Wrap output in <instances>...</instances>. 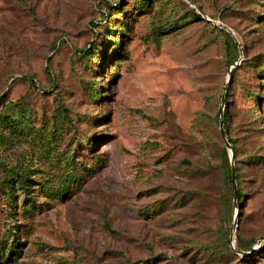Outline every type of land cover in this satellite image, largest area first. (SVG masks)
Returning a JSON list of instances; mask_svg holds the SVG:
<instances>
[{
  "label": "rangeland",
  "instance_id": "374dc122",
  "mask_svg": "<svg viewBox=\"0 0 264 264\" xmlns=\"http://www.w3.org/2000/svg\"><path fill=\"white\" fill-rule=\"evenodd\" d=\"M144 1L0 0V264H264V0Z\"/></svg>",
  "mask_w": 264,
  "mask_h": 264
},
{
  "label": "trees",
  "instance_id": "16d2710c",
  "mask_svg": "<svg viewBox=\"0 0 264 264\" xmlns=\"http://www.w3.org/2000/svg\"><path fill=\"white\" fill-rule=\"evenodd\" d=\"M147 1L148 0H145L143 4L147 3ZM263 13H264V7H263ZM192 18L198 19V20L201 19V17L199 15L195 14V13H193ZM112 33H113L112 30L108 31V35L109 36L112 35ZM226 36H227V38H228V40L230 42V48H232V49L234 48L235 50H237V46L238 45L235 42H233V40H232V38L230 37L229 34H226ZM119 45L120 44H118L117 46H119ZM94 49H97V48H94ZM80 53H81L82 57H84V59H92V58H94V56H96V61L100 65H102L105 62V58H104L103 54L98 56V55H96L97 52L96 51L93 52L92 49L83 50ZM236 62H237V60H235V59L229 60L230 65H234V63H236ZM50 63H51V60L48 61V64H50ZM234 73H235V71L231 72V78H232L231 79V84H232V81H234ZM262 75H264V71H262ZM100 78L103 79V76H100ZM254 97H255L256 101L258 102V104H259L261 102V98L259 97V95L255 94ZM101 98H102V92H100V91H96V92H94L93 94L90 95V99L93 100V101H98ZM229 104H230L229 101H225L224 107L228 106ZM16 106H17V104H13L12 103V104L7 105L5 107V109L14 108ZM8 118L11 119L10 117H8ZM227 119H228V115L227 114H223V124H224V127H225L226 135L228 136V131L226 129ZM228 140H229L230 144L233 147L234 157H236L237 149H236V146H235V142L229 136H228ZM220 155H221V162H220L221 165H220V167H222V164L223 165H227V151H226V148L224 147V145H222V147L220 149ZM72 160H73V156H70L69 159L67 160L68 167L71 165ZM12 174H13L12 178L10 180H8V186H7V189H8V192H7L8 194L7 195H8L9 202L12 203L15 200V198L17 196L16 192L18 190H20L21 192H23V194H25L26 201H28L29 204H33L34 205V198L30 195V191H33L31 189V185H30L31 183H33L30 180V176L28 174H24L22 172L21 173L20 172H12ZM73 175H74V173L70 176V178L74 177ZM223 179H224V181L226 183L227 182H229V184L232 183L231 174L229 173V171L227 172V176H225V175L223 176ZM237 179H239V177H237ZM64 190H66V189H64ZM229 190H231V189L229 188ZM238 192H239V188H238ZM241 196L242 195L239 192V194H238L239 199L241 198ZM227 204H229V200H227ZM11 207H14V206H11ZM12 235H16V234L13 233ZM20 245H21L20 241L18 239H15L13 241V244L11 246H8V247H9V249L11 251H13L14 248H18V247H20ZM243 247H244V245H243Z\"/></svg>",
  "mask_w": 264,
  "mask_h": 264
},
{
  "label": "water",
  "instance_id": "95a60500",
  "mask_svg": "<svg viewBox=\"0 0 264 264\" xmlns=\"http://www.w3.org/2000/svg\"><path fill=\"white\" fill-rule=\"evenodd\" d=\"M239 48H241V46H239ZM233 66H236V64H234ZM231 68L229 69V80H228V84L231 82ZM224 104H225V96L223 95L222 99H221V105H220V109H219V115H220V121H219V126H220V132L221 135L224 139L226 148L230 149L231 151L233 150L232 145L230 144L226 132H225V128H224V124H223V111H224ZM234 161V155H232L231 157V162ZM237 172H236V168L233 165L232 166V170H231V180H232V190H233V201H234V205H236V201L238 199V186H237Z\"/></svg>",
  "mask_w": 264,
  "mask_h": 264
}]
</instances>
